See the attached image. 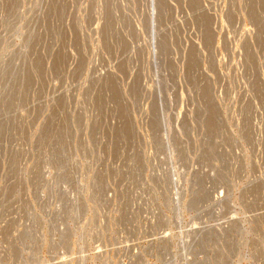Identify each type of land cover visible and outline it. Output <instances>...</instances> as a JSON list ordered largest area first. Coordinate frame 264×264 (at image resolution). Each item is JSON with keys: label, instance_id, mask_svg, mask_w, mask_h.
<instances>
[{"label": "rangeland", "instance_id": "rangeland-1", "mask_svg": "<svg viewBox=\"0 0 264 264\" xmlns=\"http://www.w3.org/2000/svg\"><path fill=\"white\" fill-rule=\"evenodd\" d=\"M0 264H264V0H0Z\"/></svg>", "mask_w": 264, "mask_h": 264}]
</instances>
